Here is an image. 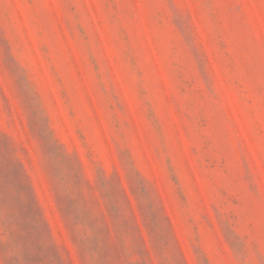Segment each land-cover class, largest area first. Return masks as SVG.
Instances as JSON below:
<instances>
[{
  "label": "rangeland",
  "instance_id": "obj_1",
  "mask_svg": "<svg viewBox=\"0 0 264 264\" xmlns=\"http://www.w3.org/2000/svg\"><path fill=\"white\" fill-rule=\"evenodd\" d=\"M0 264H264V0H0Z\"/></svg>",
  "mask_w": 264,
  "mask_h": 264
}]
</instances>
